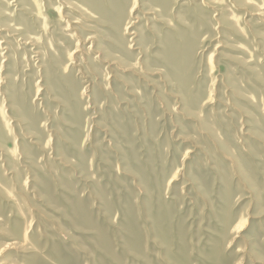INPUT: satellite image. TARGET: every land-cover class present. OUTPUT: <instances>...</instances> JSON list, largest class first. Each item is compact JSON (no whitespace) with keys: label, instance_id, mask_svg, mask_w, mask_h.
I'll return each instance as SVG.
<instances>
[{"label":"rangeland","instance_id":"374dc122","mask_svg":"<svg viewBox=\"0 0 264 264\" xmlns=\"http://www.w3.org/2000/svg\"><path fill=\"white\" fill-rule=\"evenodd\" d=\"M219 1L0 0V264H264V0Z\"/></svg>","mask_w":264,"mask_h":264},{"label":"bare ground","instance_id":"6f19581e","mask_svg":"<svg viewBox=\"0 0 264 264\" xmlns=\"http://www.w3.org/2000/svg\"><path fill=\"white\" fill-rule=\"evenodd\" d=\"M198 1H200V2H202V3H204L205 5H207V6H209V7H211V6H216V5H218L219 4V2H221V1H219V0H198ZM242 1H244V2H246L245 0H241V1H238V2H240V3H242ZM200 2H198V3H200ZM184 5V4H183ZM225 6H226V4H225ZM213 8V7H212ZM158 9V8H157ZM223 9H224V7H223ZM190 10V9H189ZM158 11L159 12H157L156 11V8H151L150 7V9H149V11H147V12H145V14H144V16H146V15H151V16H153V18H154V21H156V20H158V21H156L158 24H164L165 22H167V20H168V18H167V20H166V16H164L163 14H162V10H160V9H158ZM154 12L156 13L155 15H153L154 14ZM215 12V11H214ZM178 20V19H177ZM149 21V20H148ZM185 24H188L187 22H186V20H185ZM169 25V24H168ZM125 26H127L125 29H127L128 28V23L125 25ZM235 27V26H234ZM187 31L185 32V37H184V41H183V44L185 45V47H187V49H186V52H185V56H188V55H190L191 54V49L192 48H190L191 47V42H192V31H191V28L189 27L188 29H186ZM136 33V32H135ZM132 35V34H131ZM167 37V36H166ZM166 37H165V40H166ZM171 37V36H170ZM169 39V38H168ZM164 40V41H165ZM133 42V40L131 39V43ZM134 43V42H133ZM38 54V53H37ZM177 60V59H176ZM139 62V61H138ZM179 68V67H178ZM245 221V220H244Z\"/></svg>","mask_w":264,"mask_h":264}]
</instances>
